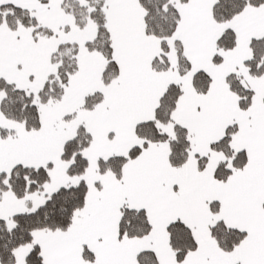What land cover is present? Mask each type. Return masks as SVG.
<instances>
[{
    "label": "snow or ice",
    "instance_id": "6c2138e0",
    "mask_svg": "<svg viewBox=\"0 0 264 264\" xmlns=\"http://www.w3.org/2000/svg\"><path fill=\"white\" fill-rule=\"evenodd\" d=\"M0 264H264V0H0Z\"/></svg>",
    "mask_w": 264,
    "mask_h": 264
}]
</instances>
